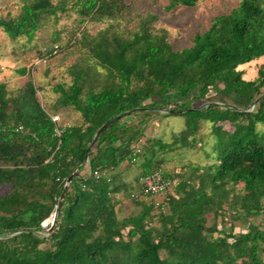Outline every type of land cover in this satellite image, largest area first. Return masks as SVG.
I'll list each match as a JSON object with an SVG mask.
<instances>
[{
    "label": "trees",
    "instance_id": "trees-1",
    "mask_svg": "<svg viewBox=\"0 0 264 264\" xmlns=\"http://www.w3.org/2000/svg\"><path fill=\"white\" fill-rule=\"evenodd\" d=\"M131 8L122 0H22L15 16L0 17L8 38L28 41L68 9L80 25L109 21L93 36L81 32L85 61L69 66L66 88H53L59 107L80 117L59 137L30 82L17 96L0 82V264H264V62L253 80L237 68L264 56V0H240L179 50L152 25L155 14L137 15L138 28L127 35L113 31L112 21ZM162 110L184 116V128L170 143L155 140L158 148H193L208 122L211 162L171 174L152 145H131L139 131L121 120ZM86 162L91 173L81 176ZM122 163L139 166L133 182L116 169ZM154 170L172 180L156 214L142 203L151 197L139 194V178ZM131 194L139 211L118 217L121 195ZM224 208L233 219L262 220L237 234L208 225L207 213Z\"/></svg>",
    "mask_w": 264,
    "mask_h": 264
},
{
    "label": "rangeland",
    "instance_id": "rangeland-1",
    "mask_svg": "<svg viewBox=\"0 0 264 264\" xmlns=\"http://www.w3.org/2000/svg\"><path fill=\"white\" fill-rule=\"evenodd\" d=\"M53 3L63 0H52ZM131 4V10L128 17L116 19L113 22V31L119 34H128L131 30L138 28V16L147 13L155 14L157 17L151 21L155 29H165L168 40L174 49H181L190 44L191 38L195 32H203L209 28L211 21L219 15L227 13L236 7L240 0H198L193 6L178 5L168 9V0H122ZM68 6L71 0H66ZM22 5V0H0V17L15 16ZM57 20L54 22L53 17H49L40 29L36 32L31 41L26 37H19L11 40L0 29V82L6 84V89L12 96H17L20 91L30 82L35 88V96L41 106L54 116H59L62 121L72 124H80V117L71 108H62L57 104L58 93L53 88L56 85H63L65 88L71 83V75L67 72L69 66L82 65L86 58V49L80 45V34L83 31L89 36H93L98 30L107 26L108 20L103 22H88L78 24V16L72 9L66 12H58ZM55 34V35H54ZM54 35V36H53ZM57 41L59 47L52 46ZM50 48V49H49ZM52 51L43 55L42 50L49 49ZM55 49V50H53ZM264 62V56L256 60L239 65L237 68L242 71L244 80H253L257 77V70ZM93 61H89L92 64ZM24 69V72L20 70ZM172 107L171 104L167 108ZM167 110L158 113L142 114L137 113L123 118L128 125H132V131L138 129L139 136L132 142L135 148L141 146H153L156 150L157 158L163 159L161 169L172 173L186 174L189 171V165H203L211 162L207 152H209L213 140L210 133V126L205 122L196 138L200 142L193 148L179 147L175 150L167 148L159 149L155 140L163 143H170L174 134L184 128V116L180 114L167 115ZM144 122L145 125L142 123ZM224 128L231 130L230 124L225 123ZM259 129H263L258 125ZM88 161V160H87ZM123 174L125 179L132 181L136 176L139 166H130L128 163H122L116 168ZM113 169L112 171L116 170ZM89 166L86 162L85 167L80 171L81 176L88 175ZM90 172V170H89ZM103 173H111L103 171ZM109 176V175H108ZM122 176V175H121ZM175 180L178 179L174 178ZM69 181H66V185ZM65 184V183H64ZM65 185V186H66ZM4 189L0 187V196ZM134 193V192H133ZM136 193V192H135ZM119 199L122 204V210L118 211V217H126L139 211V206L134 202V198L127 195H121ZM160 198H145L142 201L149 205L152 204V214L158 211L155 206H159ZM147 205V206H148ZM230 212L224 208V212L213 216L207 213L208 225L216 224L218 229L229 231L233 229L235 234L252 229L253 226L259 225L262 216L251 217L250 220L233 219ZM51 216V214L49 215ZM45 220V219H44ZM158 227L159 222L154 219L151 223Z\"/></svg>",
    "mask_w": 264,
    "mask_h": 264
},
{
    "label": "built area",
    "instance_id": "built-area-1",
    "mask_svg": "<svg viewBox=\"0 0 264 264\" xmlns=\"http://www.w3.org/2000/svg\"><path fill=\"white\" fill-rule=\"evenodd\" d=\"M52 121L54 122V135L59 137L66 127L70 124L67 121H62L59 116H54L50 114ZM60 140L58 141V144ZM91 172L88 173L90 175ZM97 177L99 175L98 171L94 172ZM140 182V193L144 196L151 198L162 197L167 194L169 188L171 187L172 180L168 176H164L161 170H154L146 175L139 178ZM131 197L137 198L138 194H131ZM53 224V214L46 218L41 225L44 228H49Z\"/></svg>",
    "mask_w": 264,
    "mask_h": 264
},
{
    "label": "water",
    "instance_id": "water-1",
    "mask_svg": "<svg viewBox=\"0 0 264 264\" xmlns=\"http://www.w3.org/2000/svg\"><path fill=\"white\" fill-rule=\"evenodd\" d=\"M99 133H100V130L98 132H96V134L94 135V137H97ZM67 181H69V179ZM55 215H56V211L53 213V222H54ZM50 228H51V226H50Z\"/></svg>",
    "mask_w": 264,
    "mask_h": 264
},
{
    "label": "crops",
    "instance_id": "crops-1",
    "mask_svg": "<svg viewBox=\"0 0 264 264\" xmlns=\"http://www.w3.org/2000/svg\"><path fill=\"white\" fill-rule=\"evenodd\" d=\"M66 121H67V120H66ZM87 173H89V170H88V172H87ZM117 197H118V196H117ZM121 206H122V204H121V202L119 201V203H118V208H120V209H121V208H122Z\"/></svg>",
    "mask_w": 264,
    "mask_h": 264
}]
</instances>
